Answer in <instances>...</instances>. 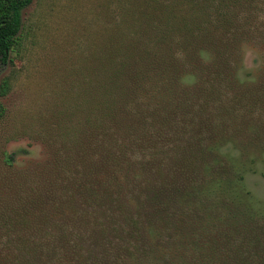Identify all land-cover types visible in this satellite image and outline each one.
<instances>
[{"label":"trees","instance_id":"16d2710c","mask_svg":"<svg viewBox=\"0 0 264 264\" xmlns=\"http://www.w3.org/2000/svg\"><path fill=\"white\" fill-rule=\"evenodd\" d=\"M32 2L0 0V68L19 46ZM141 7L67 102L55 160L44 159L37 183L35 173L25 177L21 206L0 216L9 229L0 264H264V204L244 189V176L222 168L237 158L222 154L230 139L216 140L208 105L193 101L216 92L204 94L199 74L218 73L206 81L213 88L234 70L242 84L231 58L263 30L264 0ZM239 89L237 97H254ZM8 90L0 84V96ZM258 142L251 164L264 161V141L251 145ZM217 165L221 179L200 185Z\"/></svg>","mask_w":264,"mask_h":264},{"label":"rangeland","instance_id":"374dc122","mask_svg":"<svg viewBox=\"0 0 264 264\" xmlns=\"http://www.w3.org/2000/svg\"><path fill=\"white\" fill-rule=\"evenodd\" d=\"M143 3L144 0H33L24 11L19 46L10 62L0 68V84L9 86L7 95L0 96V216H10L12 208L21 206L18 198L19 193L23 194L25 177L35 173L37 183L44 159L48 156L47 160H55L62 147L59 131L67 102L81 85L88 86L82 79L87 77L92 61L103 59L110 40L117 43L121 39L119 30L134 24ZM262 17L256 22L264 26V14ZM261 31H254L255 40L240 48V59L239 54L235 60L231 58L230 65L238 67L242 84L234 81V70L225 71L222 80L214 82V89L206 81L219 74H199L203 88L209 87L203 93L207 96L216 92L214 98L202 95L193 101L196 106L208 105L206 119L215 126L211 128L216 140L223 143L230 139L222 154L237 158L223 160L222 168L244 176V189L252 193L254 201L264 204V161L257 159L251 164L256 152L261 151L260 142L251 143L264 141V27ZM188 81L190 86L195 83L192 77ZM245 86L254 97H237L239 88ZM185 120L189 125L192 119ZM203 138L202 145H213L212 136ZM222 168L217 165L214 170L202 172L199 184L221 179L216 177ZM5 223L0 217V237L9 230Z\"/></svg>","mask_w":264,"mask_h":264}]
</instances>
